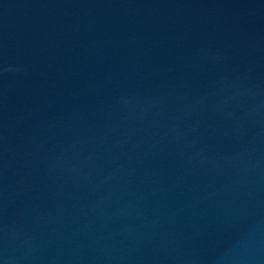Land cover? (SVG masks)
Returning <instances> with one entry per match:
<instances>
[{
	"label": "water",
	"instance_id": "95a60500",
	"mask_svg": "<svg viewBox=\"0 0 264 264\" xmlns=\"http://www.w3.org/2000/svg\"><path fill=\"white\" fill-rule=\"evenodd\" d=\"M0 264H264V0H0Z\"/></svg>",
	"mask_w": 264,
	"mask_h": 264
}]
</instances>
